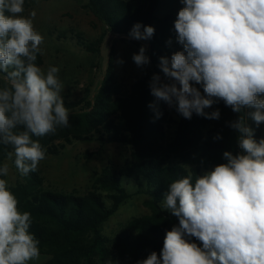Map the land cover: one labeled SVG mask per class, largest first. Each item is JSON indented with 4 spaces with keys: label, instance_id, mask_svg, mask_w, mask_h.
Here are the masks:
<instances>
[{
    "label": "clouds",
    "instance_id": "obj_1",
    "mask_svg": "<svg viewBox=\"0 0 264 264\" xmlns=\"http://www.w3.org/2000/svg\"><path fill=\"white\" fill-rule=\"evenodd\" d=\"M24 3L0 0V75L7 82L0 87V144L12 147L6 157H15L21 176L35 172L45 159L46 150L32 137L69 126V110L61 94L64 85L57 75L60 69L51 66L45 73L37 66L44 36L34 27L35 11L21 15ZM182 3L174 29L183 51L173 53L171 59L160 58L165 79L152 76L151 94L185 119L193 113L219 119V109L205 111L218 101L236 113L251 108L254 111L248 115L258 126L264 122L260 98L264 96V0ZM154 32V27L138 22L129 36L148 40ZM145 52L142 46L133 54L138 67L149 63ZM230 126L240 133L242 152L225 151V162L197 176L194 183L189 176L168 186L162 206L178 218V225L166 232L159 255L153 251L137 264H264V138L254 139L243 115ZM20 127L22 131L17 130ZM8 172L5 163L0 176ZM31 223V213L19 211L8 182L0 179V264L39 260V241L29 232ZM192 237L202 247L190 242Z\"/></svg>",
    "mask_w": 264,
    "mask_h": 264
},
{
    "label": "trees",
    "instance_id": "obj_2",
    "mask_svg": "<svg viewBox=\"0 0 264 264\" xmlns=\"http://www.w3.org/2000/svg\"><path fill=\"white\" fill-rule=\"evenodd\" d=\"M145 1L147 6L139 7L126 0H87L82 7L105 24L106 33L130 38L129 33L138 22L154 27V35L144 40L148 47L143 45L150 70L144 71L129 92H122L112 49L96 94L77 102L63 98L69 110V126L58 127L54 134L32 137L46 150L45 158L59 155L74 142L97 140L101 147L110 143L130 147L131 162L120 169L104 168L93 189L84 195L45 189L39 165L35 172L22 176L9 188L18 200L19 211L31 213L29 232L39 241L40 254L49 256L42 264H137L153 251L159 255L166 232L178 225V218L162 206L168 186L189 176L194 183L197 176L225 162V151L234 155L242 152L238 146L240 133L230 124L241 115L246 123V108L236 113L218 101L205 111L219 109V119L210 120L195 113L185 119L175 107L151 94L152 76L158 74L165 79L160 58L167 56L169 42L177 41V34L171 13L157 15L160 0ZM105 34L94 41L82 35L75 37L80 46L97 56ZM41 63L39 53L36 64ZM5 86L7 82L0 75V87ZM217 135L222 138L215 139ZM9 151H13L10 145L0 144V167ZM124 180L138 186L136 193L149 196L146 205L150 214L132 219L124 232L109 239L103 234L104 224L134 195ZM190 242L202 246L195 237Z\"/></svg>",
    "mask_w": 264,
    "mask_h": 264
},
{
    "label": "rangeland",
    "instance_id": "obj_3",
    "mask_svg": "<svg viewBox=\"0 0 264 264\" xmlns=\"http://www.w3.org/2000/svg\"><path fill=\"white\" fill-rule=\"evenodd\" d=\"M126 1L139 7L147 3L145 0ZM86 2L87 0H25L24 12L21 14L27 17L32 11L36 12L34 27L44 36V43L40 46L42 63L39 67L45 73L51 66L60 69L57 75L64 85L61 94L72 102L88 97L91 99L96 94L104 80L112 49L116 77L122 92H129L131 86L144 76V71L151 68L150 62L138 67L132 59L133 54L139 52L140 46L148 47L146 42L106 33L105 24L82 7ZM184 6L182 0H160L156 13L160 17L171 13V23L174 24L179 10ZM104 34L100 54L97 56L80 46L75 37L82 35L87 40L94 41ZM177 51H183V46L176 40L170 41L166 57L171 59L172 54ZM121 60L122 64L119 63ZM260 98L264 99V96ZM250 128L254 130L256 138L259 125L252 120ZM130 162V147L119 143L101 147L99 141L91 140L67 145L59 155L48 156L40 161L39 169L45 189L84 195L93 189L96 178L104 168L120 169ZM5 163L8 164L9 172L7 176H0V179H5L10 188L22 180V176L12 160L7 159ZM123 183L134 195L104 224L103 234L109 239L124 232L132 219L150 214L146 205L149 196L136 193L138 186L133 181L124 180ZM48 259L49 256L40 254L39 260L29 261V264H42Z\"/></svg>",
    "mask_w": 264,
    "mask_h": 264
},
{
    "label": "crops",
    "instance_id": "obj_4",
    "mask_svg": "<svg viewBox=\"0 0 264 264\" xmlns=\"http://www.w3.org/2000/svg\"><path fill=\"white\" fill-rule=\"evenodd\" d=\"M147 3L144 4L143 7H146ZM254 111V109L251 108H246L245 110V116H246V125L250 127L251 122H252V118L251 116L248 115V113ZM257 141H259L261 138H264V122H262L261 124H259V129H257Z\"/></svg>",
    "mask_w": 264,
    "mask_h": 264
}]
</instances>
